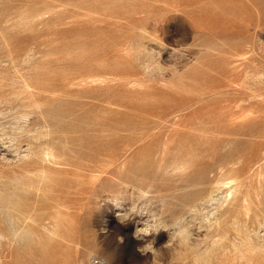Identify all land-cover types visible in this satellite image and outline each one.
Wrapping results in <instances>:
<instances>
[{"label": "rangeland", "instance_id": "obj_1", "mask_svg": "<svg viewBox=\"0 0 264 264\" xmlns=\"http://www.w3.org/2000/svg\"><path fill=\"white\" fill-rule=\"evenodd\" d=\"M30 208L0 264H264V0H0V210ZM232 212L246 242L195 254Z\"/></svg>", "mask_w": 264, "mask_h": 264}, {"label": "bare ground", "instance_id": "obj_2", "mask_svg": "<svg viewBox=\"0 0 264 264\" xmlns=\"http://www.w3.org/2000/svg\"><path fill=\"white\" fill-rule=\"evenodd\" d=\"M205 19V17H204V15L203 14H199L195 19H194V24L198 27V28H201V27H204L203 25H204V23H206V20H204ZM247 56V55H246ZM261 76V75H260ZM199 115V114H198ZM164 116V115H163ZM220 116H222V115H220ZM207 117V116H206ZM199 118H201V117H199ZM217 118V117H216ZM215 121V120H214ZM225 122H227V121H225ZM235 124V123H234ZM99 127H100V125L101 124H97ZM202 125H204V124H202ZM231 125V124H230ZM232 125H233V123H232ZM231 125V126H232ZM102 127L103 128H106L107 126H105L104 127V125H102ZM130 128H133V127H131L130 126ZM38 141V140H37ZM39 151H44V153H46V155L47 154H49V155H51V156H53V157H60L61 155H59V153L58 152H61L60 154H64V146H62V147H60V150L58 151L57 150V153L55 154L53 151H52V148L50 149V150H48V147H47V145L45 144V145H40L39 147ZM96 150H98L97 148L95 149V151ZM49 151V152H48ZM46 155H44V156H46ZM42 157V156H41ZM28 158V157H27ZM59 159V158H58ZM48 160H49V156H48ZM37 161V160H36ZM62 161V160H61ZM52 162V161H51ZM34 163H37V162H34ZM43 163V162H42ZM49 163V162H48ZM55 164H58V165H60L61 163L59 162V161H55L54 162ZM64 163V162H63ZM45 164V163H44ZM52 164H53V162H52ZM51 164V165H52ZM48 165V164H47ZM63 165V164H62ZM64 165H65V163H64ZM49 166V165H48ZM52 167V166H51ZM44 169V168H43ZM39 170V169H38ZM38 170H36V171H38ZM44 170H42L41 172H43ZM29 173H31V172H29ZM235 181V180H234ZM218 189V188H217ZM216 192H217V190H215ZM214 191V192H215ZM214 192H211L210 194H208L206 197H204V198H201V200H196V201H194L190 206H189V208H188V213H193V214H195V215H197L198 214V212L200 211V209H199V207L200 206H203L204 204H216V202L217 203H220L219 202V199H217L216 197H217V194H214ZM231 193V191L230 192H228V194H227V196H225V199L228 197H230L232 194H230ZM220 197V196H219ZM228 200V199H227ZM227 200H225V202L227 201ZM26 202V201H25ZM66 202V201H65ZM224 202V203H225ZM59 208V207H58ZM62 208V207H61ZM34 208H30V209H21V210H18L17 209V215L15 216L14 214H12V211L11 210H7L6 212H3L2 210H0V213L1 214H5V216L6 217H8L7 218V227H8V232H9V235L7 236V238L8 239H15V238H20L21 236H20V234H19V229H20V227H19V224L21 225V227L23 226V225H25L26 223H27V220L30 218L29 216H30V214L32 213V212H34ZM54 211V210H53ZM64 211V210H63ZM65 211H66V209H65ZM60 212H61V210H60ZM60 212L59 211H57V213H59L60 214ZM215 212V211H214ZM228 212V210H224L223 211V214L224 213H227ZM64 213H66V212H64ZM83 213V212H82ZM55 214V213H54ZM211 214V213H210ZM237 214V212H232V213H230V215H228V217H226L221 223H219V224H217L215 227H213V234H210V235H206V238H203L199 243H196L194 246L197 248V247H199L198 249H196V251H195V254H198L199 253V251H200V247L202 246L201 245V243H207V238H209V237H211V238H214V237H217V234H219L220 232H222L223 234H224V237L222 238V240H228L229 242H230V245L233 247V249H234V251H236L237 250V248H238V246L241 244H243L244 242H246V238L245 237H243L241 234H242V230H241V228H240V226H239V224L236 222L237 220H238V215H236ZM61 215H63V213L61 214ZM66 215H67V213H66ZM52 217V216H51ZM51 217H50V219H51ZM69 217V216H68ZM54 218V217H53ZM51 219V220H53V223H55L54 222V220H56V219ZM58 218H60L59 217V215H58ZM57 218V219H58ZM67 217H65V220H68V219H66ZM39 220V222H40V224L43 226V228H46V225L47 224H44V221L46 220V217H43V216H41L40 218H38ZM49 220V219H48ZM48 220H46V222L48 221ZM59 220V219H58ZM208 219H206V221H207ZM57 221V220H56ZM228 221L229 222H232L231 224H232V226H234L233 227V236L231 235V234H229V232H228V230L226 229V227H225V225L228 223ZM45 222V223H46ZM58 222V221H57ZM56 222V223H57ZM61 223L60 224H62V222L64 223V221H60ZM208 222V221H207ZM71 223V222H70ZM57 225H58V223H57ZM54 226V225H53ZM52 226V228L54 229V227ZM29 227V226H28ZM60 226L58 225V228H59ZM62 227V226H61ZM56 228V227H55ZM22 229V228H21ZM27 233V232H26ZM24 234V233H23ZM229 234V235H228ZM241 236H242V238H241ZM211 243H213V244H217V241L214 239ZM212 247V246H211ZM258 247V246H257ZM259 248V247H258ZM262 248V247H261ZM210 249V248H209ZM206 251L205 252H207V248L205 249ZM209 251V250H208ZM247 262H249V261H247Z\"/></svg>", "mask_w": 264, "mask_h": 264}, {"label": "built area", "instance_id": "obj_3", "mask_svg": "<svg viewBox=\"0 0 264 264\" xmlns=\"http://www.w3.org/2000/svg\"><path fill=\"white\" fill-rule=\"evenodd\" d=\"M90 264H105V263L101 259L93 258L92 260H90Z\"/></svg>", "mask_w": 264, "mask_h": 264}]
</instances>
